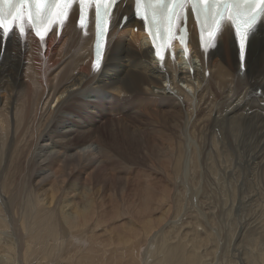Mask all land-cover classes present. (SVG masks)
<instances>
[{"label":"bare ground","instance_id":"1","mask_svg":"<svg viewBox=\"0 0 264 264\" xmlns=\"http://www.w3.org/2000/svg\"><path fill=\"white\" fill-rule=\"evenodd\" d=\"M129 12L120 7L116 16ZM131 31V21L114 29L98 69L74 19L60 39L43 42L12 33L3 44L0 32V264L73 263L63 257L72 247L75 264H135L144 246L142 264L156 253L163 264H183L200 257L198 243L193 253L189 242L158 243L179 218L168 220L170 210L182 212L186 200L206 222L200 201H219L212 230L223 251L227 215L238 221L257 199L236 238L258 227L264 239V33L251 39L243 66L229 30L207 56L197 50L190 64L159 66ZM251 169L262 192L238 197V174ZM223 184L234 190L230 201ZM115 190L128 195L110 201Z\"/></svg>","mask_w":264,"mask_h":264},{"label":"snow or ice","instance_id":"2","mask_svg":"<svg viewBox=\"0 0 264 264\" xmlns=\"http://www.w3.org/2000/svg\"><path fill=\"white\" fill-rule=\"evenodd\" d=\"M74 2L75 0H0V30L3 37L7 38L14 30V26L18 29L19 36L24 37L26 28L31 27L43 42L53 25H64ZM93 2L96 5L97 28L103 34L107 28L112 2L111 0H79L81 23ZM189 4L199 25L202 42L205 40V33L207 39L211 41L226 27L234 28L239 61L243 66L246 46L261 18H264V0H135V15L143 18L154 42L157 56H161L162 47L155 44L157 35L164 29L171 39L174 19L178 14H182ZM99 67L100 56L97 54L93 68Z\"/></svg>","mask_w":264,"mask_h":264},{"label":"rangeland","instance_id":"3","mask_svg":"<svg viewBox=\"0 0 264 264\" xmlns=\"http://www.w3.org/2000/svg\"><path fill=\"white\" fill-rule=\"evenodd\" d=\"M258 95L259 96H261V92H259L258 93ZM263 100H264V97H263ZM258 163H259V161L257 162V164H255L256 166L258 165ZM254 165V169H256L257 167ZM258 169V168H257ZM257 169L255 170L256 172H257ZM253 171L254 170H252L251 169V174L252 175H250V173L248 172V176H247V172L245 173V172H243V174L240 172L238 175H239V177H237V179L239 178L240 179V181L242 180V186L240 187V190H239V192H237L236 191V195H238V197H240V196H243V197H247V196H249L250 195V193H251V195L250 196H253V195H257L259 192H262L261 190H260V188H258L257 187V178H255L254 177V175H253ZM255 172V173H256ZM158 173H160V172H158ZM246 175H245V174ZM242 174V175H241ZM247 176V178H245V176ZM250 176V177H249ZM257 177V176H256ZM139 179V177H137V180ZM238 179V180H239ZM244 179H246V180H244ZM136 180V181H137ZM144 180H143V178L141 179V182H143ZM246 181V182H245ZM247 183H249V184H247ZM244 185V186H243ZM223 186L224 187H222L221 189H223L224 191H225V193H224V191L223 190H220L219 189V187H218V192H219V190H220V195L222 196V194L223 195H227L226 196V200L228 199L229 201H230V198H231V196L234 194V190H232V189H230L231 191H228V189H226V187H225V184H223ZM249 186V187H248ZM214 187H215V185H214ZM248 188V189H247ZM242 189V190H241ZM247 189V190H246ZM180 190H182V188L180 189ZM249 190V191H248ZM119 191H121L122 193H118ZM174 191V190H173ZM222 191V192H221ZM242 191V192H241ZM216 190H214V193H218ZM247 194H245V193ZM116 193V194H115ZM118 193V194H117ZM140 193H141V191H140ZM128 195V193H124L123 194V191L122 190H115L113 193L111 192V193H108V198H109V200L110 201H113V200H115V199H118L119 201L121 200L120 198H122L121 196L123 195V196H125V195ZM172 194V193H171ZM230 194V195H229ZM242 194V195H241ZM253 194V195H252ZM264 194V193H263ZM121 195V196H120ZM224 196V197H225ZM215 197H217V195L215 196ZM224 197H222L221 198V202H224V200L223 199H225ZM194 198H196V197H194ZM204 201H206V200H201L200 201V203H201V212H202V214H204L205 216H207V222H209V223H207L205 220H204V216H202V215H200V213L198 214V205H197V202H196V200H194V201H187L186 200V203L185 204H183V206H182V208H183V210H182V212L181 211H178V213H180V214H178V213H176V210H175V207L173 206L172 207V209L170 210V212H169V214H168V217H169V219L168 220H173V219H175L176 218V216L174 215V214H177L178 216L177 217H179V218H177V219H175L174 220V224L173 225H170L169 224V226H171V232H170V230H168L169 232H167L165 235H164V237H163V239L162 238H160V239H162L161 240V242H159L158 243V245H160V244H162V242H164V240L168 243V247H169V249H172V248H175V247H179L180 246V244H181V246L180 247H183L186 243H190V244H192V242H190L191 240H190V238H192V237H194L195 236V238H194V240H192V241H195V239H196V237H198V236H200L201 237V239H200V237H199V239L200 240H202V238H203V244H201L202 242H200V240L198 241L197 239V241L198 242H196V244H195V242L192 244L193 246H191V245H189V243L186 245V246H184V248H185V250L186 251H188V252H194V245L196 246L197 245V243H198V245L196 246V248H195V250L197 249V251H196V253H197V255L198 256H200V257H190V258H188L187 260V262H183V264H187V263H189V264H191L190 263V261L193 259V258H195V259H199L198 260V264H204V263H206V264H208V262L211 264L212 262H214L213 264H261L260 262L259 263H257V262H255V258L257 257V255H258V257H260L259 255H260V251L262 250V251H264V247H263V245H264V239H256V237H259V235L260 234H257V232L255 231L258 227H255L256 229L255 230H253V231H251V229H249V233H245V231H242V233H241V235H240V237H238V238H236V233L238 232V230H239V225H238V223H241V225L240 226H242V227H244V229H246L247 227H246V225H247V223L245 224L241 219L243 218V217H245L247 214H249L250 213V215L252 214L253 215V217H254V215L256 214V212L254 211V210H252V207H255V204H259V206H260V204H261V202L259 201V200H257V199H254V202H249L247 205H243L242 206V211H240L241 212V214L239 215V218H238V221H234V219L230 216V217H228V215H227V218L225 219V224H228L230 227L229 228H227V230L226 231H224V233L226 232L227 234H224V233H222L223 234V236H222V234H221V237L223 238V241H222V243L225 245H223V244H219L220 246L222 245V247H223V251L221 250H216V248H214L216 245V242H220V240L218 239V241H216L217 240V238L215 237V234H214V232H213V230H212V226H213V223L216 221L217 222V220H218V217H217V203H219V201L217 202H214L215 203V205L216 206H213V202H210V201H208L207 200V202L205 203ZM228 201V202H229ZM259 201V202H258ZM204 202V203H203ZM210 203V204H209ZM188 204V205H187ZM205 204V205H204ZM220 205V204H219ZM252 205V206H251ZM189 206V207H188ZM205 206V207H204ZM259 206H257V209H258V211H259ZM213 207V208H212ZM215 208V209H214ZM204 211V212H203ZM255 212V213H254ZM171 213H172V215H171ZM207 213V214H206ZM259 213H261V211L259 212ZM196 214L199 216H196ZM180 215V216H179ZM198 219H197V218ZM213 217V218H212ZM216 219H215V218ZM182 218H183V222H181V221H178V220H182ZM191 219V220H190ZM203 219V220H202ZM215 219V221H213ZM244 219H246V217L244 218ZM195 220V221H194ZM228 221H229V223H228ZM240 221V222H239ZM216 222L214 223V226L216 225ZM227 222V223H226ZM163 223H165V221H163L162 222V224ZM231 223V224H230ZM210 224V225H209ZM244 225V226H243ZM256 224H254L253 226H255ZM174 226V227H173ZM232 226V227H231ZM206 227L207 228H209L208 229V231H210V232H207V234H205L206 233ZM211 228V229H210ZM237 228H238V230H237ZM193 229V230H192ZM232 230V231H231ZM235 231H237V232H235ZM176 232V233H175ZM190 232L192 233V236H189L190 235ZM193 232H195L194 233V236H193ZM213 232V233H212ZM252 232H253V234H252ZM170 233H171V235H170ZM182 233V234H181ZM184 233H189V235H188V237L187 238H183L184 236L183 235H185V237H186V234H184ZM200 233V235H198V234ZM173 234V235H172ZM179 234V235H178ZM181 234V235H180ZM195 234H197L198 236H196ZM210 234V235H209ZM212 234H214V237H213V235ZM230 234V235H229ZM206 235V236H205ZM255 235H257V236H255ZM166 236V237H165ZM170 236V237H169ZM225 236H226V238H225ZM171 237H172V239H171ZM190 237V238H189ZM210 237V238H209ZM245 237V238H244ZM181 238V239H180ZM212 238V239H211ZM222 238H221V240H222ZM231 238V239H230ZM106 239H108V238H106ZM141 239V238H140ZM171 239V240H170ZM190 240V241H187V240ZM254 239V240H253ZM256 239V240H255ZM142 240V239H141ZM150 241V239H147L146 240V242L145 241H141L140 243L141 244H139V245H145L144 243H147V242H149ZM172 240H174L173 241V243L172 242H170V241H172ZM183 240H186L185 241V243L183 242ZM158 241H160V240H158ZM209 241V242H208ZM211 241V242H210ZM230 241V242H229ZM235 241V242H234ZM237 241H238V243H237ZM174 242H175V244H174ZM180 242V243H179ZM259 243V245L257 244V243ZM167 243H166V245H167ZM171 243H172V246H169V245H171ZM206 243V244H205ZM241 243V244H240ZM178 244V245H177ZM199 244H201L202 246H200ZM204 245H205V247H204ZM236 245V246H235ZM258 247H257V246ZM174 246V247H173ZM190 246V247H189ZM200 247L199 248V250H198V248L197 247ZM239 246V247H238ZM242 246V247H241ZM144 247H146V249L145 248H143V249H141L137 254H136V251H135V256L136 255H139V256H136V258H135V260H137L136 261V263L135 264H138V263H141L142 262V260L144 259V257H146L145 255H142V254H145V250H147V246H144ZM149 247V246H148ZM167 247V248H168ZM172 247V248H171ZM179 247V248H180ZM189 247V248H188ZM192 247H193V249H192ZM202 247V248H201ZM236 247H237V249H236ZM188 248V249H187ZM192 249V251H191V249ZM235 248V249H234ZM138 249V247H136V249L135 250H137ZM145 249V250H144ZM226 249V250H225ZM240 249V250H239ZM254 250V251H253ZM260 250V251H259ZM70 251V252H69ZM72 251V252H71ZM144 251V252H143ZM252 251V252H251ZM258 251V252H257ZM206 252V253H205ZM71 253V254H70ZM74 248L72 247V248H70L69 250H67V253L66 254H64L63 255V257L65 256V257H70L71 255V257H74L73 258V263H71V262H68V264H75V262H76V257L77 256H75L74 255ZM161 253H164V252H161ZM211 253V254H210ZM151 254V253H150ZM153 254H154V252H153ZM210 254V255H209ZM257 254V255H256ZM142 255V256H141ZM206 255L209 257H206ZM81 256H82V254H81ZM153 256H155V257H153ZM153 256H151L152 258H150V259H152V260H150L151 262H152V264L154 263V264H163V261H164V259L161 257V258H159L158 257V253H156L155 255H153ZM203 256H205V257H203ZM211 256H213V258L211 257ZM247 256V257H246ZM129 257V256H128ZM128 257H126L125 258V261H128V259L130 258H128ZM131 257H133L132 255H131ZM138 257V258H137ZM211 257V258H210ZM242 257V258H241ZM246 257V258H245ZM254 257V258H253ZM128 258V259H127ZM140 258V259H139ZM185 258H187V257H185ZM201 258V259H200ZM208 258V259H207ZM245 258V259H244ZM103 258H101L98 262H97V264H101L100 262H101V260H102ZM139 259V260H138ZM203 259V260H202ZM211 259V260H210ZM214 259V260H213ZM241 259V260H240ZM163 260V261H162ZM208 262H207V261ZM253 260V261H252ZM75 261V262H74ZM130 261V260H129ZM124 262V264H130V262ZM141 261V262H140ZM158 261V262H157ZM195 261V260H194ZM242 261H243V263H242ZM149 262V261H148ZM148 262H147V264H148ZM151 262H149L150 264H151ZM132 264V263H131ZM142 264V263H141ZM193 264V263H192ZM196 264V263H195Z\"/></svg>","mask_w":264,"mask_h":264}]
</instances>
